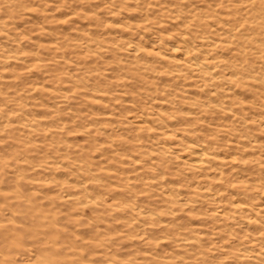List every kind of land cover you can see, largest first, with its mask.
<instances>
[{"label": "rangeland", "instance_id": "rangeland-1", "mask_svg": "<svg viewBox=\"0 0 264 264\" xmlns=\"http://www.w3.org/2000/svg\"><path fill=\"white\" fill-rule=\"evenodd\" d=\"M254 1L0 0V264H264Z\"/></svg>", "mask_w": 264, "mask_h": 264}, {"label": "bare ground", "instance_id": "bare-ground-1", "mask_svg": "<svg viewBox=\"0 0 264 264\" xmlns=\"http://www.w3.org/2000/svg\"><path fill=\"white\" fill-rule=\"evenodd\" d=\"M254 4L255 5H257V6H255V7H258L260 4H262L263 6H264V2H261L260 0H255L254 1ZM259 8V7H258ZM257 8V9H258ZM256 16V15H255ZM253 18V17H252ZM256 19H259V18H261V17H258V16H256L255 17ZM263 22V21H262ZM258 23V22H257ZM256 23V27L258 28V29H263L264 27H259V25ZM263 25H264V23H263ZM262 47H264V43L263 44H261V45H259V46H257V48H258V50L260 49V52H263L262 54H264V49L262 48ZM188 52L187 53H184V57H189L188 55ZM263 61V60H262ZM190 64H192L191 66H193V64H194V67H195V70H200V63H197V62H195V63H190ZM142 121V120H141ZM146 122L145 121H142V123L141 124H139L138 125V127L140 128V127H142V126H144V124H145ZM188 161H189V163H191L194 167H196V168H201V167H203L208 161H209V156H208V154L205 152V151H203V150H201L200 148H190L189 149V155H188ZM241 206V204H238V206ZM264 205V204H263ZM240 206H239V208H240ZM261 206V205H260ZM242 207V206H241ZM262 208V207H261ZM264 208V207H263Z\"/></svg>", "mask_w": 264, "mask_h": 264}]
</instances>
